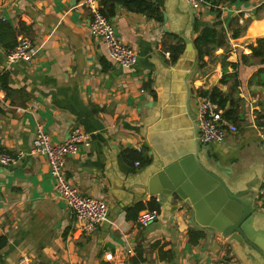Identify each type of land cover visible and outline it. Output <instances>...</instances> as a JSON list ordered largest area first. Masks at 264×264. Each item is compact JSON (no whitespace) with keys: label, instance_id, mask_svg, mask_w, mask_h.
<instances>
[{"label":"crops","instance_id":"1","mask_svg":"<svg viewBox=\"0 0 264 264\" xmlns=\"http://www.w3.org/2000/svg\"><path fill=\"white\" fill-rule=\"evenodd\" d=\"M81 1L0 0V75L6 76L0 83V149L19 155L15 164L0 165V237L6 239L0 264H135L136 248L142 250L139 264H264L260 253L198 226L187 205L172 208L161 199L157 219L147 226L136 220L148 209L135 220L126 218L127 209L151 199H137L130 188L147 181L154 169L149 158L159 160L152 142L167 152L192 142L208 171L231 194L252 202L254 228L264 229V96L257 93L264 86L249 82L255 67L240 68L235 95L241 101L228 120L237 131L221 144L195 139L198 91H228L232 80L220 83V56L235 62L239 52L248 53V43L264 38V0H214L216 9L204 4L197 10L185 0H145L158 8L161 22L115 0H99L117 37L136 53V63L126 68L108 57L102 38L90 35V14ZM217 20L230 49L214 51L221 53L210 76L209 57L201 68L189 45ZM238 27L244 28L240 36L231 38ZM20 36L30 39L34 54L7 64L5 53ZM173 45H182L174 60ZM37 123L53 142L76 126L91 134L89 147L65 159L64 172L81 194L105 200L112 219L107 228L101 223L93 234L81 233L54 192L47 159L30 151ZM127 150L142 153L148 163L124 159ZM190 230L203 238L191 243ZM155 242L171 245L169 262L159 259Z\"/></svg>","mask_w":264,"mask_h":264},{"label":"built area","instance_id":"2","mask_svg":"<svg viewBox=\"0 0 264 264\" xmlns=\"http://www.w3.org/2000/svg\"><path fill=\"white\" fill-rule=\"evenodd\" d=\"M188 6L197 10L201 0H186ZM81 5L90 14L89 33L93 37L102 38L108 57L118 65L126 68L136 63L135 51L119 39L113 24L101 11L99 0H82ZM34 54V47L29 38L20 36L16 44L5 53L7 64L26 60ZM197 119L199 122L198 139L202 143L221 144L228 134L235 133L237 126L224 119L222 110L207 97H199L197 101ZM91 134L82 127H73L66 139L53 142L39 123L35 127V136L31 153L44 156L49 165V173L53 179L55 194L74 213L79 230L85 236L93 234L106 219L108 207L105 200L81 194L67 179L64 172L65 159L79 153L82 147H89ZM19 155H11L0 149V165L8 166L16 163ZM159 204L160 200L155 199ZM259 203L264 206V166ZM158 217V211L146 210L137 217L140 226H147ZM110 259V255H106Z\"/></svg>","mask_w":264,"mask_h":264},{"label":"water","instance_id":"3","mask_svg":"<svg viewBox=\"0 0 264 264\" xmlns=\"http://www.w3.org/2000/svg\"><path fill=\"white\" fill-rule=\"evenodd\" d=\"M189 49H194L197 56L194 43L193 47L189 45ZM198 131L196 115V141ZM152 145L159 160L151 161L149 158V166L154 169L143 185H132L130 191L134 197L166 198L172 208L187 205L193 210L198 226L220 232L230 242L264 257V229L254 228L256 217L252 212V202L231 194L222 179L202 164L198 149L192 142L170 152L154 142ZM109 221L112 219L107 216L102 221L106 228Z\"/></svg>","mask_w":264,"mask_h":264},{"label":"trees","instance_id":"4","mask_svg":"<svg viewBox=\"0 0 264 264\" xmlns=\"http://www.w3.org/2000/svg\"><path fill=\"white\" fill-rule=\"evenodd\" d=\"M116 2L122 4L125 8L131 11L145 13L153 17L155 21L161 22L162 16L158 8L147 2L145 0H115ZM248 0H229L230 3L242 2ZM209 5L211 9H216L217 5L214 0H201V5ZM264 8V2L262 3ZM260 8V6L258 7ZM244 28H235L231 32V38H237L240 36ZM194 47L197 52V57L199 59V65L202 68L205 65L204 57H212L213 53L218 48H224V50H229L230 45L228 42L227 35L225 34L224 28L221 26L220 21H215L211 25L203 27L194 39ZM12 48V47H11ZM248 53L239 52L237 55V60L235 62H229L226 60V56L222 54L220 56L222 77L220 83H226L228 80H232L228 87V91L222 92L217 87H212L209 89H200L198 91L199 97H207L212 100L217 106L222 110L223 117L227 120H232L236 114L238 104L241 99L237 95V87L240 84L238 80L240 68L241 67H255L256 71L250 77L249 82L255 83L257 86H264V38L257 37L252 43L246 45ZM171 59L174 60L178 53L182 50V45L170 46ZM231 68V71L228 70ZM6 76L0 75V83L3 85L5 83ZM236 97H235V96ZM123 158L129 162L137 161L141 166L148 163V159L142 153L136 152L134 150H127L122 152ZM143 209H148L152 211L159 210V204L154 198L149 199L146 202H139L134 204L132 207L127 209L126 218L136 219L138 212ZM189 241L191 243H197L203 234L190 230L188 232ZM6 245V239L0 237V249ZM153 248L157 249L158 257L160 260L169 262L173 258V249L168 243H153ZM136 257L131 258L132 262L139 264L142 260V250L136 248Z\"/></svg>","mask_w":264,"mask_h":264},{"label":"rangeland","instance_id":"5","mask_svg":"<svg viewBox=\"0 0 264 264\" xmlns=\"http://www.w3.org/2000/svg\"><path fill=\"white\" fill-rule=\"evenodd\" d=\"M260 31L261 32H263L264 31V27H262L261 26V28H260ZM217 53H221V51H219V50H217L215 53H214V55L212 56V57H210V58H208L209 60H208V65H207V67L206 68H210V70H209V72H208V75H212V74H214V72H215V68H216V66H217V60H216V58H214V57H216V54ZM213 70H214V72H213ZM262 91H264V90H262ZM257 92L258 93V95H259V98H262L264 95L262 94L263 92ZM255 103H257V102H255Z\"/></svg>","mask_w":264,"mask_h":264}]
</instances>
